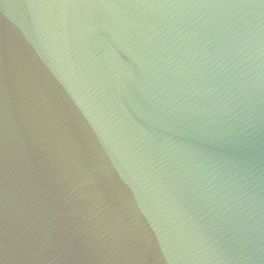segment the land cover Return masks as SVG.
Segmentation results:
<instances>
[{"label": "water", "instance_id": "95a60500", "mask_svg": "<svg viewBox=\"0 0 264 264\" xmlns=\"http://www.w3.org/2000/svg\"><path fill=\"white\" fill-rule=\"evenodd\" d=\"M0 264H264V0H0Z\"/></svg>", "mask_w": 264, "mask_h": 264}]
</instances>
